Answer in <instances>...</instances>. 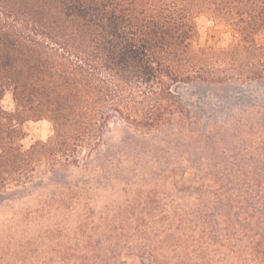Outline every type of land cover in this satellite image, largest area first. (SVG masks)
I'll use <instances>...</instances> for the list:
<instances>
[{"label":"rangeland","instance_id":"374dc122","mask_svg":"<svg viewBox=\"0 0 264 264\" xmlns=\"http://www.w3.org/2000/svg\"><path fill=\"white\" fill-rule=\"evenodd\" d=\"M197 24V54L232 40L221 22ZM211 74L147 104L138 127L99 126L90 155L37 162L0 199V264H264L249 245L264 235V77ZM21 132L27 149L49 126Z\"/></svg>","mask_w":264,"mask_h":264},{"label":"trees","instance_id":"16d2710c","mask_svg":"<svg viewBox=\"0 0 264 264\" xmlns=\"http://www.w3.org/2000/svg\"><path fill=\"white\" fill-rule=\"evenodd\" d=\"M201 16L231 30L228 46L193 51ZM208 56L228 66L207 68ZM216 70L264 77V0H0V199L37 162L59 170L90 155L99 126L153 120L147 104ZM37 121L48 136L24 149L22 126ZM249 245L264 260V235Z\"/></svg>","mask_w":264,"mask_h":264}]
</instances>
